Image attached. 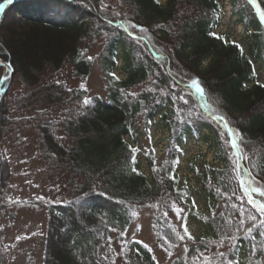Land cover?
I'll return each instance as SVG.
<instances>
[{
    "label": "trees",
    "instance_id": "1",
    "mask_svg": "<svg viewBox=\"0 0 264 264\" xmlns=\"http://www.w3.org/2000/svg\"><path fill=\"white\" fill-rule=\"evenodd\" d=\"M237 1L231 0L233 12L241 15L246 31L250 27L247 50L226 34H209L220 20L215 0H18L3 9L0 60L9 64L22 87L16 108L42 111L32 120L41 135L43 156L51 167L64 171L70 194L62 204L48 206L46 264H159L149 247L129 233L138 207L150 208L155 236L171 256L167 264H224L220 252L239 264H264L261 229L247 237L238 231L241 211L256 213L246 198H236L243 197L242 192L232 193L233 162L223 144L216 150L219 163L191 159L187 166L205 193L204 212L193 205L196 188L177 172L181 143L190 135L199 138L203 129L213 130L195 114L185 117L193 106L203 111L205 100L186 87L188 79L197 78L207 102L248 142L243 147L249 159L241 163L264 184V82L254 69L255 62L264 69V26ZM257 4L264 11V0ZM129 22L146 29L132 30L140 39L127 34ZM93 45L101 47L99 58L107 76L120 48L125 77L106 84L105 94H92L86 86L58 78L67 63L73 78H88L97 60L87 52ZM13 81L1 85L0 141L10 126ZM181 94L187 104L178 99ZM86 97L91 99L88 106L83 105ZM175 101L182 120L171 104ZM45 111L58 113L52 117ZM156 115L169 131L166 152L158 158L138 141ZM138 151L146 156L147 175L140 171ZM9 173L7 159L0 157V196ZM188 219L201 226L198 234H191ZM185 228L192 240L177 238ZM233 234L234 245L229 239Z\"/></svg>",
    "mask_w": 264,
    "mask_h": 264
},
{
    "label": "rangeland",
    "instance_id": "2",
    "mask_svg": "<svg viewBox=\"0 0 264 264\" xmlns=\"http://www.w3.org/2000/svg\"><path fill=\"white\" fill-rule=\"evenodd\" d=\"M223 4L225 9L230 7L229 1L228 3L224 1ZM237 4L238 7L246 4L255 14L256 21L264 26V20L259 18L255 8L248 3V0H238ZM240 17L241 15H229L225 10L224 18L216 30L217 32H227L230 37L239 41L242 47L247 50V41L249 40L247 33L250 32V27L246 33L244 23ZM4 24L11 28V25H7L6 22ZM100 50L101 47L99 45H93L87 50L88 53L97 55L96 66L88 75V78H73L70 63L64 66V69L58 74V78L63 79L70 85L86 86L90 88V93L92 94H105L106 84H110L114 78H123L125 75L121 70L120 48H116L117 65L111 70V74L114 75L110 76L106 75L104 66L99 58ZM2 62L5 61L2 60ZM254 68L257 70L259 80L264 82L263 69H261L258 62L254 64ZM44 77L46 79L49 75L45 74ZM0 78H6L4 81L9 78L14 80L12 82L13 92H11L8 102L12 110L10 126H7L8 128L0 141V157L7 159L8 169H10L9 182L0 196V249L3 258L2 264H46L44 238L49 214L48 206L49 204L58 206L69 197V190L66 186L67 177L63 170L51 167L43 156L42 145L40 144L41 135L32 120L40 116L42 111L36 107L16 108L18 105L17 97L22 87L19 80L15 76L12 77V71L10 73V70H5L1 64ZM171 104L174 106V110L179 113V119L182 120L184 116L181 114L182 110L179 109L177 101ZM45 112H47V115H52V117H55L58 113V111L54 113L51 111ZM185 117L189 118L188 115ZM211 126L213 130H202L200 139L193 138L191 135L187 137V144L183 146H185L188 153L186 158L188 163L193 158L198 163H201L202 159L206 163H219L215 156L216 150H218V146L222 142L217 128L212 123ZM57 131L59 132L58 129ZM165 135L163 131L156 130V137L159 141L157 147L160 152L164 145L163 137ZM206 136L212 139L211 142L205 139ZM142 137L140 147L146 152L152 144V140L149 136ZM212 137L218 139L219 143L214 142ZM62 141L65 143L64 139ZM186 170L187 163H184L179 168V172L183 175L187 173ZM193 183L196 188V191L193 192L194 205L196 203L199 209L201 205L203 207L205 205V193H202L198 184L194 181ZM150 216V208L138 207L135 210V221L130 227L129 233L131 237L143 241L153 251L156 260L160 264H167L170 262L171 256L165 249L160 247L159 240H157L152 228ZM188 227L192 233H198L200 230V225L193 220L189 221Z\"/></svg>",
    "mask_w": 264,
    "mask_h": 264
},
{
    "label": "snow or ice",
    "instance_id": "3",
    "mask_svg": "<svg viewBox=\"0 0 264 264\" xmlns=\"http://www.w3.org/2000/svg\"><path fill=\"white\" fill-rule=\"evenodd\" d=\"M12 0H7V3H11ZM248 3L251 4L254 8L256 13L259 15V18L261 20H264V11H262L257 4V0H248ZM5 7L4 4H0V10H2ZM116 15H119V13H116ZM217 15V19H218ZM120 27H123L120 25ZM132 30H138L140 33H143L146 31L142 26H139L137 24L129 22V31L128 35L129 37L140 39L136 35V33ZM210 35L216 36L215 33H209ZM218 39H223L222 37H217ZM235 43V42H233ZM236 48L240 49L241 54H243V49L239 44L235 45ZM91 59V57H89ZM110 75H114L111 74ZM178 82H174L173 86L175 87ZM4 84V79L0 78V85ZM83 87V86H82ZM186 87L190 89H194L196 94L198 95L199 99L205 100V103L201 105L203 111L199 112L195 110V106L193 108L188 109V117L193 116L194 114L197 116L198 119H202L206 122L212 123L218 130V133L221 138V142L225 148V152L227 154V158L233 162V169L234 172V178L230 177V182L234 179L235 181V187H232V193L235 195L237 191L242 192L243 197L240 195H237V199L240 200L242 198H246V201L249 205H251L252 209L255 210V213L253 214L251 211H248L246 214L244 211H241V219L239 221L240 227L238 231L241 233V235L247 237L250 236L253 231L257 228L261 229L260 234L264 235V184H262L260 181L257 180L256 175L245 165L242 164L241 161H247L249 159L247 153L245 152V149L243 145L248 143L244 140L242 133L239 131V129L233 127L231 125V122L228 120V118L220 112L218 109L213 108L212 104L207 102L206 98V89L202 86L201 82L197 78H190L187 80ZM3 91V88H0V92ZM163 94V93H162ZM134 95V94H133ZM178 99L181 101H184L185 104L188 103V100L185 99V96L183 94L178 96ZM91 104L90 98H85L83 100V105L88 106ZM179 118V114H178ZM136 149H132V152L135 153ZM135 157H133V160ZM133 171H135V168H133ZM219 191V189H217ZM103 195V193H101ZM119 203L123 204L124 201H119ZM241 207H243L241 205ZM173 208L179 213L182 211L180 208H176L175 204H173ZM135 215V213H132ZM247 225V226H246ZM115 231V229H112ZM175 232V230H173ZM123 235V233H121ZM176 236L179 240L183 241L185 239V236L189 240H192L193 238L188 233V229H184V234L180 235L179 233H176ZM229 239L232 241L233 245L235 244L236 237L233 234ZM168 242L167 240L165 241ZM223 243V241H221ZM147 247V245H145ZM231 251L232 249L229 248ZM185 251H187V248H185ZM255 253V246L253 247V254ZM219 256L224 257V264H239L238 261L229 260L224 252H220ZM205 261H208V257H204Z\"/></svg>",
    "mask_w": 264,
    "mask_h": 264
},
{
    "label": "water",
    "instance_id": "4",
    "mask_svg": "<svg viewBox=\"0 0 264 264\" xmlns=\"http://www.w3.org/2000/svg\"><path fill=\"white\" fill-rule=\"evenodd\" d=\"M13 1H18V0H12V2H13ZM1 4H4L5 7H6L7 4H8V3H7V0L2 1ZM5 7H4V8H5ZM4 8H3V9H4ZM3 9L0 10V16H1V12L3 11ZM0 64L4 67L5 70H9V69H8V65H7L6 63H4V62L1 61ZM10 73H11V70H10ZM3 79H6V78H3ZM0 86H1V85H0ZM0 98H1V92H0Z\"/></svg>",
    "mask_w": 264,
    "mask_h": 264
}]
</instances>
